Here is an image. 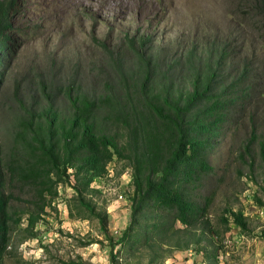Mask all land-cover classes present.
I'll return each instance as SVG.
<instances>
[{"label": "rangeland", "instance_id": "obj_1", "mask_svg": "<svg viewBox=\"0 0 264 264\" xmlns=\"http://www.w3.org/2000/svg\"><path fill=\"white\" fill-rule=\"evenodd\" d=\"M6 1H14L10 14L14 41L9 43L13 48L0 77V141L4 147L9 126L31 104L44 106L50 98L60 114H67V87L94 97L110 84L114 88L117 77L112 63L132 58L131 37H149L146 47L157 48L163 64L179 57L176 71L180 81L189 80V73L208 61L204 50L209 43L220 42L226 49L228 61L218 68L217 82L234 81L243 67H248L251 101L242 112L228 113L229 120L219 125L207 148L210 169L200 176L201 184L193 192L213 197L207 214L218 236L211 240L208 233L199 244L184 250L164 246L127 252L118 245L114 264H264V208L256 200L264 202V169L257 144H253L250 158L240 156L250 133V116L257 131L264 132V14L252 8L255 1ZM191 48L196 57L186 66L183 55ZM124 139L125 133L120 131L119 142ZM107 169V176L91 183L99 192L85 197L96 213L108 215L105 230L115 240L129 223L134 171L125 156H114ZM70 179L74 184L73 176ZM72 184H58L57 196L35 227V237L20 230L12 233L13 246L3 264H111L109 239L99 219L80 205ZM227 206L243 213L247 230L241 232L232 217L227 224L220 221ZM25 226L26 214L20 222L21 228Z\"/></svg>", "mask_w": 264, "mask_h": 264}, {"label": "trees", "instance_id": "obj_2", "mask_svg": "<svg viewBox=\"0 0 264 264\" xmlns=\"http://www.w3.org/2000/svg\"><path fill=\"white\" fill-rule=\"evenodd\" d=\"M254 1L252 8L264 14V0ZM13 6L14 1L0 0V77L13 48L9 44L14 41L10 34ZM150 40L147 36L130 38L132 58L112 63L117 77L114 88L110 84L94 97L69 86L67 114H60L48 98L44 106L26 107L9 126L4 135L8 145L0 141V264L13 246L14 231L37 235L35 227L57 196L58 184H72L71 176L80 205L99 219L109 239L111 264L118 260V245L127 252L164 246L184 250L199 244L208 233L211 240L218 236L207 214L213 197L193 192L201 184L200 176L210 169L207 148L219 125L229 120L228 113L242 112L251 101L246 83L250 70L245 65L234 81L217 82L218 68L228 61L226 49L220 42L209 43L204 50L208 61L194 68L189 80L180 81L176 71L180 58L161 63L157 48L146 47ZM183 56L187 66L196 50L191 48ZM249 120L250 133L240 156L250 158L256 143L264 169V132L257 131L252 116ZM120 131L125 133L122 144ZM114 156L127 157L134 171L129 223L115 240L105 230L108 215L96 213L85 197L99 192L91 183L107 176ZM256 200L264 208V202ZM24 214L26 226L21 228ZM229 217L241 232L248 229L240 210L224 207L219 219L227 224ZM214 262H218L216 254Z\"/></svg>", "mask_w": 264, "mask_h": 264}, {"label": "built area", "instance_id": "obj_3", "mask_svg": "<svg viewBox=\"0 0 264 264\" xmlns=\"http://www.w3.org/2000/svg\"><path fill=\"white\" fill-rule=\"evenodd\" d=\"M119 197H122L121 195H119Z\"/></svg>", "mask_w": 264, "mask_h": 264}]
</instances>
